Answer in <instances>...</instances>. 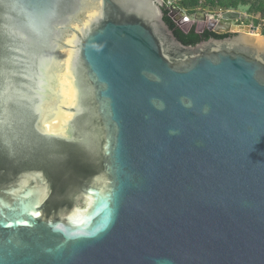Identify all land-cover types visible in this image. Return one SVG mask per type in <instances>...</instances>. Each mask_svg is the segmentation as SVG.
<instances>
[{
    "label": "water",
    "instance_id": "1",
    "mask_svg": "<svg viewBox=\"0 0 264 264\" xmlns=\"http://www.w3.org/2000/svg\"><path fill=\"white\" fill-rule=\"evenodd\" d=\"M162 5L0 0V264H264V37Z\"/></svg>",
    "mask_w": 264,
    "mask_h": 264
},
{
    "label": "trees",
    "instance_id": "2",
    "mask_svg": "<svg viewBox=\"0 0 264 264\" xmlns=\"http://www.w3.org/2000/svg\"><path fill=\"white\" fill-rule=\"evenodd\" d=\"M176 5L180 9L186 10L188 13L203 11L204 8L222 9L225 11L245 10L250 15H257L254 19L256 26L260 24L262 19H264V0H178ZM164 12V20L173 30L175 36L185 45H195L200 41L207 40L211 37L225 38L230 35L229 33H216L207 29L203 32H198L196 26L185 31L172 21L168 16V10H165ZM261 32L264 35V27Z\"/></svg>",
    "mask_w": 264,
    "mask_h": 264
},
{
    "label": "flooded vegetation",
    "instance_id": "3",
    "mask_svg": "<svg viewBox=\"0 0 264 264\" xmlns=\"http://www.w3.org/2000/svg\"><path fill=\"white\" fill-rule=\"evenodd\" d=\"M163 5L162 9L163 11L168 10V16L172 19L173 22H175L179 27L181 25L186 26L185 31H188L191 29V27L196 26V30L198 32H203L204 30H208L207 25L209 21H220L221 20V14L225 11L222 9H216V10H211V13H206L204 11H197L194 13H188L186 10H182L183 14L180 12H173L172 6L175 4L178 0H162ZM165 13V12H164ZM198 13H205L204 16H199V18H196V14ZM199 22H202V27H199ZM229 33L230 35H233V32H225ZM229 35V36H230Z\"/></svg>",
    "mask_w": 264,
    "mask_h": 264
},
{
    "label": "rangeland",
    "instance_id": "4",
    "mask_svg": "<svg viewBox=\"0 0 264 264\" xmlns=\"http://www.w3.org/2000/svg\"><path fill=\"white\" fill-rule=\"evenodd\" d=\"M211 10H216V9H210V8H204L203 11L206 12V13H211L212 11ZM239 12L244 15L245 17L241 18V19H238V20H235V21H231V23H234V24H238V25H241V29L239 28V30H242V31H246V32H251L250 31V26H256L255 25V17H257V15H250L248 14L245 10H239ZM249 22V23H248ZM248 23V24H246ZM202 22H199V27H202ZM260 25V24H259ZM181 28L185 29L186 26L184 25H181ZM237 31V30H235ZM262 27L258 26V29L257 31H252L251 33L253 35H256L257 36H261V37H264V35L262 34Z\"/></svg>",
    "mask_w": 264,
    "mask_h": 264
},
{
    "label": "built area",
    "instance_id": "5",
    "mask_svg": "<svg viewBox=\"0 0 264 264\" xmlns=\"http://www.w3.org/2000/svg\"><path fill=\"white\" fill-rule=\"evenodd\" d=\"M253 26V25H252ZM258 26H260V27H264V19H262L261 20V22H260V25H257V26H255V27H257V29H258ZM257 31V30H256Z\"/></svg>",
    "mask_w": 264,
    "mask_h": 264
},
{
    "label": "bare ground",
    "instance_id": "6",
    "mask_svg": "<svg viewBox=\"0 0 264 264\" xmlns=\"http://www.w3.org/2000/svg\"><path fill=\"white\" fill-rule=\"evenodd\" d=\"M256 36H257V34H256ZM259 37H261V36H259Z\"/></svg>",
    "mask_w": 264,
    "mask_h": 264
}]
</instances>
